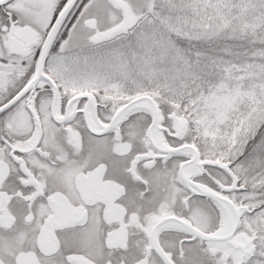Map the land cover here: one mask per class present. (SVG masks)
Listing matches in <instances>:
<instances>
[{
    "label": "snow or ice",
    "instance_id": "snow-or-ice-1",
    "mask_svg": "<svg viewBox=\"0 0 264 264\" xmlns=\"http://www.w3.org/2000/svg\"><path fill=\"white\" fill-rule=\"evenodd\" d=\"M0 264H264V0H0Z\"/></svg>",
    "mask_w": 264,
    "mask_h": 264
}]
</instances>
